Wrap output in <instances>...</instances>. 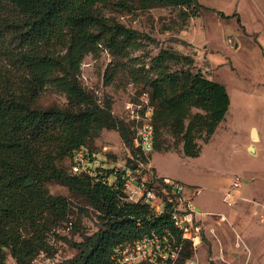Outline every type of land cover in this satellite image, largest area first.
<instances>
[{"label":"trees","instance_id":"16d2710c","mask_svg":"<svg viewBox=\"0 0 264 264\" xmlns=\"http://www.w3.org/2000/svg\"><path fill=\"white\" fill-rule=\"evenodd\" d=\"M106 1L0 0V264H6V248L16 264H34L32 260L40 251H55L46 233L66 220L71 210L67 196L49 192L46 182L50 179L67 186L69 192L83 195L98 220L92 233L81 240H67L77 249L66 259L68 264H108L116 244L131 241L143 228L169 222L168 210L152 216L147 205L121 200L120 190L94 176L68 172L58 165L103 127L116 129L131 154L139 155L133 143L134 129L131 135L129 124L113 114L111 100L99 103L74 78L85 54L96 52L101 45L122 53L123 39L119 40L118 35L131 39L121 25L113 32L115 26L107 25L97 12L96 4ZM138 2L143 7L153 2L202 6L198 0ZM206 8L222 17H236L245 29L237 11ZM196 14V10L191 12ZM127 41L126 45H137L135 40ZM168 58L187 65L194 62L189 54L161 48L154 67L159 69ZM160 73L147 80L151 88L145 90L154 105L153 150H169V145L162 147L158 141L160 128L166 127L181 136L183 154L197 156L201 144L196 139L207 142L224 118L229 104L226 87L190 67ZM49 82L65 94L70 105L81 108L28 107L27 102ZM191 107L203 112L194 113L185 124ZM77 225L78 220L75 228ZM185 254H191L188 245Z\"/></svg>","mask_w":264,"mask_h":264},{"label":"rangeland","instance_id":"374dc122","mask_svg":"<svg viewBox=\"0 0 264 264\" xmlns=\"http://www.w3.org/2000/svg\"><path fill=\"white\" fill-rule=\"evenodd\" d=\"M198 1L202 6L153 2L143 7L138 0H107L96 4L104 22L115 26L113 32L117 25H121L128 30L131 39L118 35L119 40H126H122V53L101 45L96 52L85 54L80 71L74 78L99 103L110 99L113 114L129 124L131 135L133 127L126 104L150 89L147 80L156 78L159 72L162 74L190 67L192 71H200L225 85L231 95V103L209 140L203 142L200 138L196 139L201 144L200 153L197 156L183 154L181 136L167 131L165 127L160 128L158 141L162 147L169 145L170 148L153 150L150 162L159 175L178 179L190 187H201V191L192 198L195 209L217 214L203 216L202 243L196 250H191L198 264H244L250 249L235 225L243 227L255 251L264 246V237L257 229L251 228V223L243 226L247 212L241 206L240 196L234 197L229 205L222 200V194L231 179L238 175L242 179L237 188L238 194L250 193L264 200L263 141L255 143L256 153L247 146L249 125L262 123L264 88L257 85V80L264 82V0ZM206 7L225 13L237 11L245 29L238 24L236 17H222ZM193 10L197 11L196 15H191ZM127 40H135L137 45H126ZM161 48L189 54L194 62L187 65L168 58L157 69L154 58ZM109 77L111 81L106 82ZM165 86L171 95V89L167 84ZM27 106L58 107L71 111L81 108L70 105L65 94L55 90L52 82L46 84L36 98L27 102ZM198 111L203 112L198 107H191L184 123ZM82 146L95 152L94 164L121 167L130 162L131 151L116 129L103 127L97 135L89 136ZM72 160L73 153L60 160L58 165L71 172ZM251 174L255 175L253 180H250ZM46 186L51 194L67 196L71 211L66 220L46 233L55 251L51 254L40 251L32 261L34 264H51L52 260H56L58 264H68L66 259L77 249L67 240H81L96 230V211L83 195L69 192L67 186L54 179L48 180ZM262 207L259 204V209ZM221 212L226 215L224 220L218 215ZM69 220L72 226L67 228ZM5 263L16 264L8 248L5 249Z\"/></svg>","mask_w":264,"mask_h":264},{"label":"built area","instance_id":"2783aa9c","mask_svg":"<svg viewBox=\"0 0 264 264\" xmlns=\"http://www.w3.org/2000/svg\"><path fill=\"white\" fill-rule=\"evenodd\" d=\"M126 107L134 129L133 143L139 148V155L130 154V162L121 167H107L94 164L95 152L80 146L73 152L71 172L89 174L120 190L121 200L147 205L152 216H159L166 210L170 215L168 223L143 228L131 241L116 244L109 254L108 264H198L192 253L185 254L187 245L190 250H196L201 245L203 216L217 214L195 209L192 198L200 192V187H190L178 179L159 175L152 168L154 105L148 93L144 91L137 99L128 101ZM241 181L238 175L231 179L223 190L224 202L232 204V197ZM218 215L221 220L225 219L223 214ZM71 226L72 221L69 220L66 227ZM51 264L58 262L52 260Z\"/></svg>","mask_w":264,"mask_h":264},{"label":"crops","instance_id":"0c3cea01","mask_svg":"<svg viewBox=\"0 0 264 264\" xmlns=\"http://www.w3.org/2000/svg\"><path fill=\"white\" fill-rule=\"evenodd\" d=\"M262 71L264 72V68L262 69ZM257 85L264 88V82H262L260 80H257ZM228 95H229V104H228V108H229V105L231 103V95L229 93H228ZM262 103H263V106H262L263 110H262V115H261L262 123H260V125L256 124V123H251L249 125L250 137H249V142H248L247 146L252 147L251 150L254 153L257 152V146L255 143L259 142V141H263L262 150L264 151V99H263ZM228 108H227V110H228ZM227 110H226V112H227ZM224 117H225V115H224ZM253 131H255V135L253 134ZM150 164H151L152 168L154 167L153 169L156 171L155 166L152 164V162H150ZM254 177H255V175L251 174L250 180H253ZM237 195L240 196V198H241V206L247 212V216L245 218L246 221H245L243 226L245 227L246 225H249L251 223L253 226L251 228L255 229V230L257 229V231H259L261 233V236L264 237V207H262V209H259V204L261 206H264V200L263 199L260 200L259 198H256L253 194H250V193H244V194L239 193L238 194L237 189H236L234 192V195L232 197V203L234 201V197H236ZM220 214H223L224 217H226L225 213L221 212ZM260 219H262V220H260ZM230 221L233 222V220H230ZM235 227L238 231H241L242 235H244V238H245L244 241L247 244L248 248L250 249V254L247 258V261L244 262V264H264V246L256 249V251H255V247H252V245L249 243V241L247 239V234L244 232L243 227H239L236 225H235Z\"/></svg>","mask_w":264,"mask_h":264},{"label":"bare ground","instance_id":"6f19581e","mask_svg":"<svg viewBox=\"0 0 264 264\" xmlns=\"http://www.w3.org/2000/svg\"><path fill=\"white\" fill-rule=\"evenodd\" d=\"M253 134L255 135V131H253Z\"/></svg>","mask_w":264,"mask_h":264}]
</instances>
